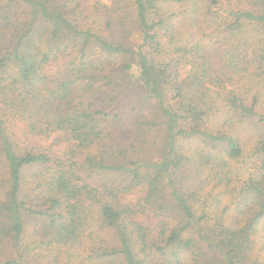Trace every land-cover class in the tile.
<instances>
[{
  "label": "trees",
  "instance_id": "obj_1",
  "mask_svg": "<svg viewBox=\"0 0 264 264\" xmlns=\"http://www.w3.org/2000/svg\"><path fill=\"white\" fill-rule=\"evenodd\" d=\"M0 264H264V0H0Z\"/></svg>",
  "mask_w": 264,
  "mask_h": 264
},
{
  "label": "rangeland",
  "instance_id": "obj_2",
  "mask_svg": "<svg viewBox=\"0 0 264 264\" xmlns=\"http://www.w3.org/2000/svg\"><path fill=\"white\" fill-rule=\"evenodd\" d=\"M180 74H185V71H179ZM124 136V133L122 134ZM34 144L41 147L43 150L53 152V154L61 156L65 151V145L63 140L59 137L50 139H37L34 140Z\"/></svg>",
  "mask_w": 264,
  "mask_h": 264
}]
</instances>
